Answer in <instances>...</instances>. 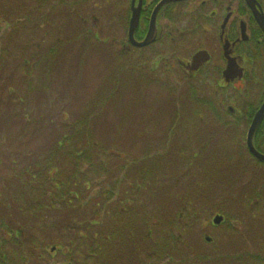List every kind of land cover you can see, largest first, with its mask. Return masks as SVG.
I'll return each instance as SVG.
<instances>
[{"label":"rangeland","instance_id":"rangeland-1","mask_svg":"<svg viewBox=\"0 0 264 264\" xmlns=\"http://www.w3.org/2000/svg\"><path fill=\"white\" fill-rule=\"evenodd\" d=\"M77 1L0 0V85L6 82L17 88L16 95L27 97L29 93L37 101L19 114L12 97H7L8 88L0 94V175L7 173L8 153H27L28 160L41 158L61 133L60 113L65 112L66 122L76 120L92 106L97 91L107 88L109 75H113L116 87H123L121 104L111 103L109 92L110 102L100 100L95 141L108 145L118 156L113 167L118 164L121 172L90 176L94 182L88 193L78 196L80 202L70 206L69 215L60 214L53 222L77 226L97 203L103 223L109 219L108 212L122 209L120 203L130 198L135 185L138 190L144 185L146 192L139 200L135 197L124 205L145 208L149 214L146 229L151 235L139 242L142 249L134 253L129 247L123 254L132 260L135 254V264H264V163L247 151V127L223 114L227 103L222 102L220 111L214 113L220 95L214 94L211 82L190 79L174 62L177 56L192 55L199 45L187 43L179 55L167 46L160 59L152 51L129 52L122 48L127 40L126 21H122L129 13H98L113 9L114 0H82L80 7L74 4ZM129 3L124 0L126 10ZM193 5L187 3L184 13ZM64 9L75 12L64 13ZM76 14L82 15V25ZM74 26L79 27L76 34H72ZM40 54L54 63L46 89L49 107L39 106L37 93L29 91L43 73ZM253 103L258 105L255 99ZM199 111L205 123L200 126L203 121L198 122L202 119L195 113ZM10 113L24 120L8 122ZM47 115L54 125L52 137L51 128L38 126V118ZM176 121L189 128L188 136L179 133ZM109 138L111 145L106 142ZM146 141L156 146L152 159L147 158L151 153L143 154ZM154 161L164 168L156 177L152 178L145 164L144 178L138 177L141 183L134 184V177L125 175L126 166L132 163ZM218 215L223 222L214 225ZM139 220L132 219L134 226L128 225L132 230L125 223L129 231L124 240L134 238ZM33 223L35 233L26 239H35V249L40 250L39 258L33 256L30 264H67L51 246L50 229L41 234V221ZM45 238L50 240L41 244ZM151 245L158 247L155 250ZM162 254L165 257L160 259Z\"/></svg>","mask_w":264,"mask_h":264},{"label":"trees","instance_id":"trees-1","mask_svg":"<svg viewBox=\"0 0 264 264\" xmlns=\"http://www.w3.org/2000/svg\"><path fill=\"white\" fill-rule=\"evenodd\" d=\"M58 2L56 4L60 6L61 4ZM74 4L80 7L82 0H78ZM52 8L54 7L52 6ZM66 12L72 13L75 11L64 9V13ZM76 19L82 25V15L76 14ZM74 28L75 30H73L72 34H76V29L79 27L74 26ZM72 39L75 40V38ZM84 44H87V41ZM172 50L175 54L176 49L172 48ZM151 51L154 57L159 58L163 53V51H161V54ZM38 64L43 73L39 77V82L29 91L37 93L36 97L40 99L39 106H48L49 98L46 89L50 83V71L54 69V63L51 62V59L44 58L40 54ZM25 66L26 64H23V67ZM109 77L110 81L107 88L101 87L97 91L92 106L82 112L76 120L66 122L65 112L60 113L62 118V123L59 124L61 133L57 135L55 143L43 152L41 158L31 160L35 157L31 156L28 160L26 159L27 153H14V155L8 153V158L11 160L6 164L7 168L5 167L7 173L0 175V264H30V258H34L33 256L39 258L37 254L40 249L38 246L35 249V239H32V242L28 240L34 235L36 230L32 225L34 221H41L43 226V230L40 231L41 234L46 233L50 229L49 235L52 234L51 236H54L50 238L53 241L51 246L55 253L67 259V264H135L134 260L137 259L134 257L135 254L132 253L134 260L123 256V254L127 252L126 249L129 247H133L134 253L142 249L143 246H139V242L144 241V236L151 235V230L146 229L149 227L147 223L149 214L144 211L145 208H126L124 205L128 206L127 204L133 202L135 197L139 200V195H143L142 193L146 192V189L143 190L145 188L144 185L141 186L143 187L142 190H138L135 185L134 187L136 188L131 191L130 198H127L124 204L120 203L122 209L108 212L107 216L109 219L103 223L100 222L101 211L99 210L100 205L97 203L89 209L91 210L89 215L84 216L82 221L77 223V226H71L62 221L57 224L53 222L54 219L59 218L60 214L69 215L67 211H71L70 206L74 208L73 203L80 202V197L78 199V196L82 192L88 193L89 184L94 182L90 176H100L99 174L105 173L115 175L116 171L118 174L119 171L121 172V169H117L118 164L113 167V159L116 160L118 156H114L111 149L107 148L108 145L105 146L95 141L98 132L96 127H94L98 124L96 107L100 100L110 99L106 98L109 92L112 98L111 103L115 106L116 104H121L120 95L123 92V87L120 85L117 88L115 82H113V75H109ZM106 80H109V78L107 77ZM117 81L120 80L118 79ZM5 88H8L7 97H12L14 107L19 109V114L25 109H31L37 102L29 93L26 94L27 97L16 95L17 88H10L6 85V82L0 85V94H3L2 92ZM118 90L119 93H117ZM210 106L213 105L210 103ZM195 113H198L196 117H200V113L203 114L201 111ZM19 114L10 113L8 122L14 120L23 121V118L18 117ZM38 122H40L38 126L51 128L50 137H52L54 133L52 119L47 115L39 117ZM48 124H51V126H48ZM181 124L179 121L174 122V126L179 130V133L188 136L189 128L186 129L184 126H180ZM193 129H195V126H193ZM113 131H115V128ZM109 140L111 138L107 139L106 142L111 145L112 142ZM146 143L148 145H146V150L143 154L151 153L148 154L150 157L147 158L152 159L153 147L156 146H153L155 144H151L149 141H146ZM256 148L260 153L264 154L263 144L256 145ZM102 155L106 159L105 162ZM21 160L28 161L26 163ZM155 163L156 161L154 163H132L126 166L125 175H132L134 184L141 183L143 180L138 177L144 178L146 166L151 171L152 178L162 172L164 168ZM79 188L80 191L77 192ZM141 203H138V205ZM141 211L142 213H139ZM132 219H140L136 221L138 230L134 231L132 240H124L122 237L129 231L126 227L131 224L134 226L135 224ZM125 223H127V226H125ZM133 226L128 227L133 228ZM132 228L130 229L132 230ZM28 236L30 237L26 239ZM50 239H43L41 244ZM64 243H66L65 246H63ZM151 246L152 248L158 247L155 245ZM154 249L156 250L157 248ZM158 249H161V247ZM35 250L36 253L34 252ZM169 251H171L170 247ZM162 257L165 256H159L160 259Z\"/></svg>","mask_w":264,"mask_h":264},{"label":"flooded vegetation","instance_id":"flooded-vegetation-1","mask_svg":"<svg viewBox=\"0 0 264 264\" xmlns=\"http://www.w3.org/2000/svg\"><path fill=\"white\" fill-rule=\"evenodd\" d=\"M114 1L116 4L113 9L98 13H129L122 21H126L124 28L127 29L123 49L141 53L153 50L158 54L163 51V55L169 46L168 48L176 49L175 54L179 55L185 44L199 45L192 55L183 59L177 56L174 62L190 79L211 82L212 88H216L214 94L221 97H218L214 113L220 111L222 102L227 103L223 114L232 118L235 124L247 127L246 145L250 125L264 103V33L255 18L259 16L264 21V1L254 0L257 13H253L245 0L171 2L158 10L163 0H129L127 10V5H123L124 0ZM191 2H194L192 9L186 10L187 14L184 13L185 6ZM133 13H138V23L132 35L136 44L146 40L153 13H157L154 40L147 46L136 47L129 40V25ZM199 52H206L208 60L191 71L193 57ZM164 62H167L166 58ZM254 99L258 103L256 107L252 105ZM200 119L202 120L198 122L203 121L201 116ZM204 124L203 121L199 126ZM258 144L264 145V118L253 137L256 151Z\"/></svg>","mask_w":264,"mask_h":264},{"label":"water","instance_id":"water-1","mask_svg":"<svg viewBox=\"0 0 264 264\" xmlns=\"http://www.w3.org/2000/svg\"><path fill=\"white\" fill-rule=\"evenodd\" d=\"M181 1H189V0H163L161 2V5L157 8V10L159 8H161L163 5L171 3V2H181ZM248 7L253 11V13H257L256 9H255V2L254 0H245ZM156 10V12H157ZM157 13H153L152 16V20H151V26H150V32L149 35L147 36L146 40L143 41L142 43H135L132 40V35L134 30L136 29L137 23H138V13H133V16L130 20V25H129V32H128V36H129V40L132 43V45L136 46V47H144L147 46L148 44L152 43L154 40V32H155V17H156ZM256 21L258 23V25L260 26V28L262 29L263 33H264V21L261 17L259 16H255ZM208 60V55L206 52H199L197 53L194 57H193V61H192V66L190 67L191 71H194L197 69V67L199 66L200 63L206 62ZM264 118V103L262 104L260 110L257 112V114L255 115L252 124L250 125V128L248 130L247 133V138H246V147L248 149V152L250 153V155L252 157H254L257 161L264 163V154L259 153L258 151H256V149L253 146V137L254 134L256 132V130L258 129L259 125L261 124L262 120ZM222 222V217L221 216H216L213 219V224L214 225H220Z\"/></svg>","mask_w":264,"mask_h":264}]
</instances>
